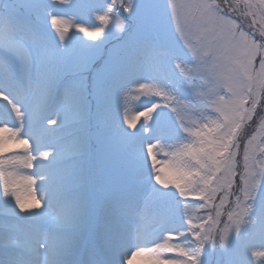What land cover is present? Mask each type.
Instances as JSON below:
<instances>
[{
    "label": "snow or ice",
    "instance_id": "1",
    "mask_svg": "<svg viewBox=\"0 0 264 264\" xmlns=\"http://www.w3.org/2000/svg\"><path fill=\"white\" fill-rule=\"evenodd\" d=\"M45 3L98 10L88 0H8L0 9L6 53L0 100L19 121L0 127V180L3 195L15 198L19 213L13 214L29 213L21 219L33 222L34 238L28 254L5 240L0 264H130L143 254L152 264H213L214 256L215 264H264V167L257 171L250 163L247 146L238 159V134L264 101V0H110L96 17L99 24L75 25L82 34L77 43ZM238 11L244 22L234 15ZM49 16L58 39L45 31ZM110 20L117 23L110 26ZM109 40L120 41L123 54L100 64ZM13 49L22 52L19 59L7 54ZM156 49L167 61H180L172 64L179 69L176 85L167 66L154 68L145 55ZM151 80L171 91L145 112L121 115L122 92L133 83L145 92ZM184 85L195 95L185 96ZM17 86L40 111L26 107ZM209 106L217 113L211 122L202 111ZM196 113L200 123L190 125L187 116ZM141 116L154 124L165 117L171 136L162 132L158 143L148 140L145 147L142 133L150 129L142 124L137 130ZM176 130L187 142L164 153L171 160H158L155 150L163 151ZM10 142L27 146L22 158L5 155ZM95 156L104 163L94 181ZM16 163L39 169L23 177L24 194L12 190L18 181L6 167ZM218 193L220 208L236 197L223 228L220 212L212 214ZM170 196L178 197L179 223L170 220L149 243H140L147 209L155 203L167 211ZM194 203L208 214L196 220L187 215ZM12 227L5 225V233ZM172 233L175 243H169ZM161 251L172 255L161 258Z\"/></svg>",
    "mask_w": 264,
    "mask_h": 264
},
{
    "label": "rangeland",
    "instance_id": "2",
    "mask_svg": "<svg viewBox=\"0 0 264 264\" xmlns=\"http://www.w3.org/2000/svg\"><path fill=\"white\" fill-rule=\"evenodd\" d=\"M8 0H0V9H3L4 4H6ZM89 3L97 5L98 10L96 11H79L76 9L68 8L64 5H50L45 3L44 8L48 9L49 12L54 14L58 19L64 22L71 30L68 35L72 38V43H77V37L82 36V34L76 33L75 25H83L86 27H90L92 25L99 24V21L96 17L100 14H103L104 6L110 0H88ZM235 2V0H233ZM163 3V0H161ZM217 3H222V0H217ZM121 17H127V13H124L123 10H120ZM239 22H244L243 17L240 16V12H236L234 14ZM51 16L47 19V24L44 26L45 31H48L51 36H55L58 39V36L55 33V29L51 27ZM117 23L115 20H110V26L112 24ZM20 48H23L24 41L23 39L19 40ZM9 55H14L17 59L22 56V52L19 49L15 51L12 50L11 53H7ZM123 54V45L120 41L117 40H109L106 42L104 49L101 53V56L98 58V63L102 64L105 60L109 59L111 56L113 59L119 58ZM6 55L3 46L0 45V83H3L6 78V70L3 64V58ZM146 56L150 57L152 60V65L154 68H159L162 65L167 66L168 71L171 74L170 79L172 80L173 85L177 84V78L179 75V69H175L173 71L172 64L179 63V60L176 61H167L163 56V49H156L145 53ZM179 58V57H178ZM190 67V65H189ZM180 79H183L180 77ZM150 89L141 92L139 91L138 84H131L128 86L119 97V107L121 115L127 116L129 118L138 115L141 112H145L147 108L152 106L153 100H160L161 96L165 93H169L171 90L165 88L158 80L149 81ZM184 95L191 96L195 95L193 89L188 88L187 85H184ZM16 94L24 99H26V107L29 108L31 112L40 111L39 106L32 100L30 94L25 88L17 86L15 88ZM203 91H207V89H203ZM156 93H160V95H156ZM171 100V97H170ZM0 110H2V105H0ZM203 118L209 122L215 120L217 113L209 106L206 108H202ZM51 114L50 111H45L44 115ZM153 118L156 117V113L151 114ZM170 115V114H169ZM10 118V122H6L1 113H0V127H8L13 128L15 125L19 123L16 115ZM201 116L199 113L188 114L187 122L192 125H199ZM145 125L150 130L142 133V139L145 142V147L148 140H151L154 143H158L157 137L161 135L162 132L167 133L171 136L169 132V122L165 117H161L156 124L153 123L151 119H145L143 116L137 121V130L140 129V125ZM188 137L183 132L176 130L174 135L165 142L167 147H164L163 151H160L159 148L157 151L158 160H171V155H165V152H175L180 146L181 142H187ZM238 142L241 145V153L240 159L243 156V149L245 146L248 148V152L250 155V163L255 165V169L259 171L262 167H264V101L260 105L257 106L256 112L253 114V119L251 121L246 122V124L241 129L238 134ZM250 142V143H249ZM13 146L9 149L8 153L10 154H19L22 158L24 152L23 149L27 146H16L14 142H10ZM67 149V145L64 146ZM104 163L103 156H95L91 162L90 175L93 180L96 179V172L99 166H102ZM11 173V176L15 178L18 183L12 186V190L16 191L19 194H24V189L26 186L22 184L23 177L31 174L32 172L39 171L38 168L28 169L25 168L22 163L9 164L6 166ZM237 184L239 183V176L236 178ZM146 191V190H145ZM145 193L141 191L139 193L140 196H143ZM38 194V198H39ZM223 193H218L215 204L217 207L212 209V214L215 215L217 211L220 212L219 226L223 228L225 225H229V221L227 219V214L230 209L235 210V199L234 195H230L228 197V201L225 203L223 208H220V197ZM13 209L15 212L19 213V209L15 205V198L13 196L5 197L3 195V187L2 180H0V245H2L5 240L9 244H15L14 248L18 249L22 248L26 245H33L34 238L31 236V228L33 222L23 220L21 217L29 215V213H20L19 216L13 214ZM181 209L178 205V197L170 196L167 202V211H160L158 206L154 203L150 206L144 216L143 221H141L143 225V230L140 234V243H149L156 235L159 234L161 229L166 226L170 220L174 221L176 224L179 223ZM187 215H191L194 220L199 219V217L207 215V210L201 209L197 203L191 204L187 210ZM14 225L10 230L5 233L4 226L5 225ZM41 227H46V224L41 223ZM165 235H169V233H165ZM173 239L169 241V243H175L176 238L175 234H171ZM133 242H137L135 238H133ZM164 241H161L163 243ZM154 247V245H153ZM2 250V249H0ZM168 255H172L169 252H160L161 258L166 257ZM219 259L218 256L213 257V264H215L216 260ZM145 264H152V258L149 256L148 261Z\"/></svg>",
    "mask_w": 264,
    "mask_h": 264
},
{
    "label": "bare ground",
    "instance_id": "3",
    "mask_svg": "<svg viewBox=\"0 0 264 264\" xmlns=\"http://www.w3.org/2000/svg\"><path fill=\"white\" fill-rule=\"evenodd\" d=\"M17 43H18V45H20L19 41ZM13 50L15 51L16 49H13ZM0 105H2V110H0L2 117L4 118V120L6 122H10L9 117L12 118L16 114L14 112L10 111L8 105L6 103H4L2 100H0ZM22 184L24 186H26L24 184L23 180H22ZM23 191L25 192V189ZM10 245L16 246L15 244H10ZM31 247H32V245H26V246H23L22 248H19V247H18V249L14 248V250L28 254V251ZM142 251H146V250H142ZM148 259H149V256L147 254L135 256L134 258L131 259L130 264H145L148 261Z\"/></svg>",
    "mask_w": 264,
    "mask_h": 264
}]
</instances>
